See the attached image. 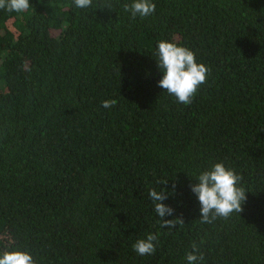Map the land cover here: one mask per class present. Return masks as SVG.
Returning <instances> with one entry per match:
<instances>
[{"label": "trees", "instance_id": "1", "mask_svg": "<svg viewBox=\"0 0 264 264\" xmlns=\"http://www.w3.org/2000/svg\"><path fill=\"white\" fill-rule=\"evenodd\" d=\"M132 2L0 10V253L187 264L195 244L197 264H264V0H152L154 15L135 19ZM161 40L210 69L191 105L158 86ZM216 163L243 177L247 199L201 223L191 186ZM163 188L175 210L164 219L184 225L161 227L149 192ZM148 234L157 250L140 256Z\"/></svg>", "mask_w": 264, "mask_h": 264}, {"label": "clouds", "instance_id": "2", "mask_svg": "<svg viewBox=\"0 0 264 264\" xmlns=\"http://www.w3.org/2000/svg\"><path fill=\"white\" fill-rule=\"evenodd\" d=\"M92 2L93 0H74L75 6L80 9L90 8ZM30 7V0H0V10L8 12L25 13ZM123 7L125 12L131 13L132 19L137 16L147 18L156 11V4L152 0H133L130 5L125 3ZM106 8L111 10V4ZM156 55L158 68L162 73L158 86L174 96L178 103L191 105L199 88L207 82L210 69L197 62L196 54L191 49L167 40L158 42ZM117 103V100L109 99L102 101L101 106L110 109ZM242 179L234 169L227 168L223 163L214 164L210 170L203 171L196 178L198 183L192 185L191 190L201 205V223H212L217 218L227 219L232 213L240 214L243 211L247 192L240 186ZM175 187L173 184V190ZM149 195L156 214L162 220L161 227L172 229L177 225H184L182 216L171 220L164 219L165 216H172L175 211L163 203L169 195L166 188L159 192L151 189ZM157 242V235L148 234L146 238L137 239L132 248L140 256L152 255L157 250ZM192 248L193 251L186 256L187 264H197L204 259L195 244ZM0 264H36V261L30 252L5 250L0 253Z\"/></svg>", "mask_w": 264, "mask_h": 264}]
</instances>
